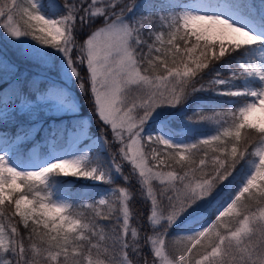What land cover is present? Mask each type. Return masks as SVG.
<instances>
[{"label":"trees","instance_id":"16d2710c","mask_svg":"<svg viewBox=\"0 0 264 264\" xmlns=\"http://www.w3.org/2000/svg\"><path fill=\"white\" fill-rule=\"evenodd\" d=\"M181 1L187 0H121L104 15L95 17L90 12L91 0H0V13H11L21 30L44 43L48 50L54 44L38 29L34 13L74 19L78 49L116 15L127 17L140 71L153 81L169 78L164 90L170 91V110L164 115L168 120L163 124L162 136L143 142L147 157L153 153L163 157L161 169L172 173L173 178L163 183L153 181V195L165 215L197 212L194 218L173 227L166 223L155 226L150 222L151 199L141 189L132 167L123 168V177L113 176L111 162L119 145L113 141L110 126L96 112L88 70L83 64L76 86L79 119L88 117L92 134L103 136L107 142L106 150L94 151L84 168L104 171V181L83 182L75 175H63L59 169L45 178L22 172L20 190L9 199L0 195V230L7 239L0 247V264H122L125 259L132 264H159L150 243V238L159 234L164 237L167 256L175 261L188 251L218 210L262 174L264 161L254 173L250 167L257 160V150L264 149V129L244 120L241 109L248 97L235 93L243 86L245 74L239 60L248 49L232 46L223 51L219 42L192 34L180 18ZM4 48L12 51L8 42ZM18 62L22 64V60ZM29 77L13 92L2 89L6 83L0 84V113L4 112L0 114V144H11L20 136L25 139L15 145V156L36 141L27 139L32 122L17 107L24 99L36 100ZM217 79L226 82L219 84ZM45 83L41 81L36 88L44 90ZM76 119L71 115L46 117L37 140H58L61 133L57 127L63 131ZM152 127L156 129V122ZM10 177L0 172V181L8 183ZM108 187L129 191L131 217L126 232L118 194L107 195L105 202L99 200ZM20 196L33 201L25 212L19 211L16 204ZM57 199L64 201L63 213H49L43 203L51 205ZM263 212L264 177L212 225L184 264H258L264 254ZM71 221L76 224L70 226ZM244 223L249 225L250 233L241 240L234 239L232 235ZM132 230L137 232L136 238H132Z\"/></svg>","mask_w":264,"mask_h":264},{"label":"rangeland","instance_id":"374dc122","mask_svg":"<svg viewBox=\"0 0 264 264\" xmlns=\"http://www.w3.org/2000/svg\"><path fill=\"white\" fill-rule=\"evenodd\" d=\"M120 1L91 0V15H104L107 9ZM181 9L183 24L197 37L219 42L223 51L232 46L248 48L247 55L240 62L246 74L244 86L236 89V93L250 99L241 110L244 120L264 129V45L260 44L264 38V21H257L252 16L256 12L258 16L262 15L264 0L249 1L247 8L244 4L235 6L231 0H220L217 5L210 0H193L183 3ZM32 16L38 29L50 38L54 47L48 50L44 43L27 36L11 13H0V74L3 75L0 84L6 83L2 89L13 92L22 80L30 76L36 101L24 100L18 105L19 113L27 115L34 122L28 136L30 140L36 137L46 117L74 115L78 119L73 126H64L63 131L60 126L57 127L61 133L57 142L51 137L37 140L34 145L28 146V154L22 152L20 157L12 155V146L20 142L21 137L13 145H0V171L11 176L8 183L0 181V195L9 199L20 190L19 177L22 172L45 178L50 171L59 169L63 175L74 174L76 179L83 182H103L102 171L96 167L87 170L83 167L91 153L105 151L107 145L101 135H92L88 119H79L81 107L76 86L81 77L79 66L85 64L97 112L111 127L115 142L119 145L117 163L111 162L113 176L123 177V167L131 166L138 174L141 189L151 199V222L155 225L162 221L170 225L178 224L188 216L187 213L163 216L151 194L152 181H170L173 174L161 169L163 157L157 153L147 158L143 144V138L150 142L155 135L162 134L163 121L167 120L164 115L170 110V91L164 90L169 78L153 81L140 72L130 46L133 31L124 16L119 15L96 30L80 49L73 31L74 19L53 17L41 12ZM6 42L12 46V51L4 48ZM74 53L77 57H74ZM20 60L22 64L18 62ZM25 62H28L27 65ZM41 81H47L44 90L36 88ZM223 82L218 81L219 84ZM154 121H158L156 130L152 128ZM162 140L166 141V138ZM262 159L264 149L259 148L257 160L252 164V173ZM116 192L121 201L126 232L130 225L128 190L107 188L100 200L104 202L106 194ZM16 204L19 211L25 212L33 206V201L20 196ZM43 207L49 213L62 214L65 204L57 199L51 205L43 203ZM261 216L264 218V212ZM75 224L71 221L70 226ZM249 233V225L245 224L232 237L241 240ZM131 235L136 238L137 232L132 230ZM6 243V235L0 230V247ZM152 247L159 264H183L185 258L177 261L168 259L160 236L152 238ZM123 264L130 263L124 261ZM258 264H264V254Z\"/></svg>","mask_w":264,"mask_h":264},{"label":"water","instance_id":"95a60500","mask_svg":"<svg viewBox=\"0 0 264 264\" xmlns=\"http://www.w3.org/2000/svg\"><path fill=\"white\" fill-rule=\"evenodd\" d=\"M231 204H232V202H230V203L228 204L227 207H229ZM223 211H224V210H222V211L220 212V214H221ZM220 214H219V215H220Z\"/></svg>","mask_w":264,"mask_h":264}]
</instances>
